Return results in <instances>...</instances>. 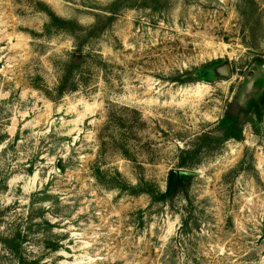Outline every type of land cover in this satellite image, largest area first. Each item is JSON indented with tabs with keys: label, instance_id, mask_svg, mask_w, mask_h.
Returning a JSON list of instances; mask_svg holds the SVG:
<instances>
[{
	"label": "rangeland",
	"instance_id": "obj_1",
	"mask_svg": "<svg viewBox=\"0 0 264 264\" xmlns=\"http://www.w3.org/2000/svg\"><path fill=\"white\" fill-rule=\"evenodd\" d=\"M0 264H264V0H0Z\"/></svg>",
	"mask_w": 264,
	"mask_h": 264
},
{
	"label": "trees",
	"instance_id": "obj_2",
	"mask_svg": "<svg viewBox=\"0 0 264 264\" xmlns=\"http://www.w3.org/2000/svg\"><path fill=\"white\" fill-rule=\"evenodd\" d=\"M186 177V175H181L178 172H172L168 182V190H173V188L176 187L177 183L183 181Z\"/></svg>",
	"mask_w": 264,
	"mask_h": 264
},
{
	"label": "water",
	"instance_id": "obj_3",
	"mask_svg": "<svg viewBox=\"0 0 264 264\" xmlns=\"http://www.w3.org/2000/svg\"><path fill=\"white\" fill-rule=\"evenodd\" d=\"M224 69L226 70V72H228V74H230V64H226L224 66ZM178 172L181 175H192V174L196 173L194 171H188V170H178Z\"/></svg>",
	"mask_w": 264,
	"mask_h": 264
}]
</instances>
